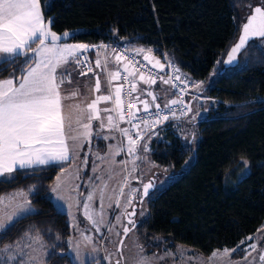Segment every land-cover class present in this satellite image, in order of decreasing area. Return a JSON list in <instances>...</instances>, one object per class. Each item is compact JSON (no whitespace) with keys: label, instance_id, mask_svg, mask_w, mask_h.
I'll return each mask as SVG.
<instances>
[{"label":"trees","instance_id":"1","mask_svg":"<svg viewBox=\"0 0 264 264\" xmlns=\"http://www.w3.org/2000/svg\"><path fill=\"white\" fill-rule=\"evenodd\" d=\"M49 3L50 9L45 6ZM252 3L41 0L51 30L75 35L67 42L144 45L152 47L157 57L163 45L182 73L202 82V95L218 100L205 119L192 124L191 140L174 129L185 118L154 129L158 135L150 142L149 160L176 178L151 190L147 217L135 226L136 239L147 252H156L165 243L170 249L182 245L209 256L215 250L236 248L264 223V41H249L251 46L240 52L234 64L226 63L252 14ZM91 57L94 62L96 54ZM23 59L11 67L1 62L6 70L0 72V79L19 78ZM242 159L248 161L250 173L228 186L225 177ZM61 168L54 164L43 170L23 169L13 173L10 181L0 182V197L23 191L34 209L0 238V248L32 232L50 252L48 264H74L68 253V216L50 198ZM243 255L240 250L232 254L233 258Z\"/></svg>","mask_w":264,"mask_h":264},{"label":"snow or ice","instance_id":"2","mask_svg":"<svg viewBox=\"0 0 264 264\" xmlns=\"http://www.w3.org/2000/svg\"><path fill=\"white\" fill-rule=\"evenodd\" d=\"M45 6L50 9L52 5L49 3ZM250 7L252 6L250 5ZM51 24V20L45 21L44 19L41 0H0V56L6 58L5 63L9 67L14 66L21 57L24 58L23 64L19 69L21 73L19 78L9 76L6 79H0V182L10 181L13 179L12 174L19 170H43L41 166L61 165V174L56 177L55 185L51 188V192L54 193L51 198L61 201L65 199L62 185H65L67 179L65 177L66 165L73 163L77 158L76 150L80 146L81 140L91 142L93 136L91 121L93 119L100 121L98 126L100 129L105 127L109 129L115 128L127 138V152L134 157L131 163L133 164L132 171H135V160L141 159V157L136 156L137 146L140 144V140L143 139V135L156 125L162 124L169 119L168 115H163L161 119V114L164 110H168L172 118H177L171 106L178 103L183 104V99L171 100L161 108V105L156 103L158 96L151 90L145 93L144 89H139L140 94L132 96L133 93L138 91L137 83L135 79H129L131 85L129 95L132 96V102L137 105L142 104L143 108L137 107L128 115L127 119L121 101L122 87H116L114 94H101L91 101H88L87 96H82L79 102L65 104V100L81 95V85L80 81H76L73 88L64 89L62 87L65 83L73 84L72 73L63 66L70 62L77 66L83 65L79 73L82 76L88 75L89 72H94L90 62L87 61V57L81 58L82 54L88 51L90 46L87 44L67 43L66 41L69 39H75V35L69 32H64L62 36L58 35L51 30ZM241 31L242 34L238 43L231 48L228 54L226 61L228 64H233L240 52L251 46L249 41L255 39L264 41V0H261L260 5L253 7L252 14L247 17ZM96 47L103 49L106 46L99 45ZM150 51L148 50V52ZM113 52L116 53V50L113 49ZM136 53L142 54L145 53V50L136 49ZM122 59H127L128 64L133 65L134 70H130L128 64L123 65V70L127 72L128 77H135L136 72H139V69L135 68V62L125 54L116 53L114 55L117 65H120ZM144 59L148 60L149 56L145 55ZM157 66H159L161 71L164 69V65L159 60H155V63H153V67ZM168 66H172L171 62H169ZM95 67L106 73L109 85H111L112 80L120 78L119 67L116 70L109 69L107 57L102 61L99 52L95 60ZM58 68L62 70L58 72ZM5 70L3 66H0V72ZM176 71L179 70L176 69ZM139 79L149 86L156 84L155 74H149L145 78L144 74L141 73ZM159 79L164 84H170L173 77L170 76L168 79L160 77ZM174 79L180 80V76L177 75ZM95 80L94 91L99 93L101 91L100 76L95 75ZM201 84L202 82L193 86L199 90ZM172 87L175 88L176 85L172 84ZM145 94L151 97V101L141 98ZM113 95V108H98L101 102L113 99ZM153 106L156 109L153 113L154 120L149 121L137 116V112L143 111L147 113ZM184 108L187 111H191L187 104H184ZM101 111L107 113L116 111L120 122L131 124L133 129L138 130L136 133L137 138H133L128 128H120L119 123L116 122L111 114L101 118L99 114ZM73 113H75V119H73ZM182 114L186 115L187 112H182ZM105 119L107 120V125L104 123ZM192 119L194 120L195 116ZM137 120H139L138 123H133V121ZM140 123L145 126L143 132L139 131ZM108 138L107 136L103 137V139ZM122 150V148L117 147L112 151V155H119ZM141 150L143 152L148 151L147 142L144 143ZM97 159L105 160L106 157L98 156ZM83 163L87 165V159H84ZM111 163L116 164L117 162L112 160ZM120 163L126 164L128 162ZM96 171L97 168H93V172ZM125 171H127L126 168ZM71 175L72 173H69V176ZM75 178L79 179V176L77 175ZM111 178L109 176V179ZM97 179H101V177H97ZM79 187V185H72L75 191H78ZM107 187V182L102 180L100 189L101 209L104 207L103 188ZM125 187H130L127 176H124L121 181L120 196L125 195ZM154 188L155 183L151 180L143 184L142 197L150 199V190ZM137 191L139 189H132L129 195L134 199ZM17 195L24 196V193L15 194L11 197H0V238L6 236L8 231L15 226V223L22 218H26V215L33 211L30 207L31 202L27 198L22 203L16 202L12 210L7 211L12 201L16 200ZM95 195V190L89 192L82 203V208L85 219L91 223L96 231H100V225L104 223V218L102 211L99 213L93 211L92 202ZM114 202L117 208L121 207L119 198H116ZM139 202L141 204L144 203L143 199ZM76 205L78 207L81 206V202L77 200ZM108 206L111 207L112 205L109 204ZM71 207L72 205L69 204V208ZM129 207L133 208L132 212L127 211ZM122 214L127 216L128 224L134 227L136 221L131 219V217L135 216L136 212L131 199L125 202ZM140 215L143 216V212ZM97 216L100 218L97 219ZM116 220L119 223L120 217L117 216ZM113 227H109L110 232L113 231ZM131 230L129 227L124 226V236H127ZM117 235H120V233H117ZM84 239L88 240L90 238L85 237ZM248 239L251 240L252 238L248 237ZM29 240L41 245L39 256L32 254L36 250L33 248V244L28 242ZM68 243L71 248L72 242L69 241ZM243 243L244 241H241V244ZM120 246L123 247V240L120 241ZM138 247L139 252L133 259V264H149L147 258L142 255L143 247ZM247 248L256 251L257 245L252 243L247 245ZM247 248L244 251H247ZM26 249H31L32 251H26ZM238 250H240L239 245L231 250L225 248L222 252L220 250L214 251L209 258L208 264H214L216 260H222L224 257L230 258L232 252ZM72 251L79 257V245L73 248ZM116 254H119V250ZM248 255H251V252H248ZM183 256L184 253L180 252L181 259H183ZM49 257L50 252L43 244L42 238L38 235H31L27 231L13 243L0 248V264H48ZM121 259H123V256H121ZM244 259H247V256ZM259 262L264 264V254L259 255ZM116 264H120V260H117ZM200 264H205V262L201 260ZM228 264H231L230 259Z\"/></svg>","mask_w":264,"mask_h":264},{"label":"rangeland","instance_id":"3","mask_svg":"<svg viewBox=\"0 0 264 264\" xmlns=\"http://www.w3.org/2000/svg\"><path fill=\"white\" fill-rule=\"evenodd\" d=\"M260 0H253V5H258ZM46 21V20H45ZM72 33V32H69ZM63 35V34H58ZM117 45H121L116 43ZM100 51V50H99ZM155 51V50H154ZM101 53V51H100ZM117 53V52H116ZM112 48H108L105 50L104 57L102 54L100 55L101 60L105 59V55L108 59V68L113 69L111 63L114 60V55ZM109 55V56H108ZM156 56V54H155ZM170 56V55H169ZM97 58V55H96ZM95 58V60H96ZM160 59V57L158 56ZM173 59L172 57H170ZM95 60L93 62L94 72L91 74L99 75L101 82V91L99 93L94 91L95 82L84 85L83 89H80L81 95L76 96L74 98L65 100V104H73L75 102H79L82 99V96H87L88 101L94 100L96 96L101 95L103 93V84L101 81L105 79V82L108 81V77L106 73L102 72L101 69H97L95 67ZM161 60V59H160ZM174 60V59H173ZM162 61V60H161ZM128 63V62H127ZM65 66V65H64ZM63 66V67H64ZM112 67V68H111ZM129 67V64H128ZM69 71V65L66 67ZM62 70V69H61ZM74 70L77 71L78 75L80 73V67L74 64ZM114 70V69H113ZM181 71V70H180ZM182 76L185 78H189L188 75L182 73ZM90 74L82 77H88ZM137 84L141 81L140 79L135 80ZM113 85H116V80H112ZM145 84V83H144ZM194 84L195 81H194ZM193 84V85H194ZM146 85V84H145ZM64 89L68 87L63 86ZM81 88V87H80ZM89 95V96H88ZM107 95V94H105ZM171 100V99H170ZM173 100V99H172ZM177 100V99H176ZM191 103V112L185 118V122H183V137H189L191 140L193 138V129H188L187 127H193L192 124L194 122H199L202 119H205L207 111L215 106L217 102L214 99H207L206 96H202L201 99ZM111 108V103L101 102L98 108ZM83 106V105H82ZM101 118L106 117L109 113L102 111L99 113ZM113 114V112H112ZM195 116L193 120L192 117ZM73 119H75V113H73ZM95 120V119H93ZM91 121L92 124V132L93 136L91 138V142L89 143L86 140L80 141V146L77 148V158L71 164L66 165L65 177L66 183L62 185L63 195L65 197L64 200L57 201L56 199H52L54 193L51 192V188L54 187L55 182L50 187V198L53 200L57 209L61 212H64L68 216V220L71 226V236L68 239V242H72V247H69L68 253L70 254L72 261L74 264H116L117 260H120V264H133V259L136 257V254L139 252V243L135 236V226L144 218L147 217L148 214V201H146L147 197H142V185L148 183L150 180L155 183V188L161 189L171 181H173L176 177L166 173L165 170L158 169L152 162L149 160L148 152L150 150V142L152 138L146 139L141 143V148H137L136 156L141 157V159L135 160V171H132L133 164L131 161L134 157L127 152L128 141L125 136L121 133L119 134L115 128L109 129L105 127L100 129L98 126L100 124L99 120ZM86 122V121H85ZM99 122V123H98ZM105 125H107V120L105 119ZM175 131L177 135H180L182 130L180 123L177 121L176 125H174ZM189 130V131H188ZM143 131V130H141ZM99 133V135H97ZM134 138L136 133L131 134ZM104 136L109 137L108 139H103ZM121 136V138H120ZM181 136V135H180ZM147 142L148 151L143 152L142 146ZM117 147L122 148L123 150L119 155H112V151H114ZM106 157L105 160L97 159V157ZM87 159L88 163L85 165L83 160ZM115 160L117 163L112 164L111 161ZM120 162H128L126 164ZM61 166V165H59ZM79 166V167H78ZM78 167V170H77ZM93 168H97L96 172H93ZM125 168L127 171H125ZM69 173H72L69 176ZM129 173H131L129 175ZM250 173V166L246 159H242L240 165L237 166L233 171L228 173L225 177V184L228 186L234 185L238 181L242 180ZM61 174V172H60ZM59 174V175H60ZM79 176V179H76V176ZM109 176L112 178L109 179ZM124 176L128 177V184L130 187L124 188V196L119 195V188L121 186V181ZM97 177H101V179H97ZM102 180L107 182L108 187L103 188V209H101V200H100V189L102 187ZM72 185H79V190L75 191L72 188ZM139 189L135 193V202L133 205L135 206L136 215L131 217L134 221H136L135 226L128 224V218L126 215L122 214L123 206L125 202L128 200L129 190L130 189ZM95 190V198L92 202L93 211L99 213L103 212L104 223L100 225V231H96V229L89 223L88 220L85 219L83 215L82 203L85 201L89 192ZM115 190V191H113ZM151 192V191H150ZM24 193V196H16V200L12 201L11 206L7 209V211H11L12 207L15 206L16 202H23L25 198L28 201L29 198L27 194L23 191L17 190L12 192L6 197H11L15 194ZM111 197V199H110ZM119 198L121 207L117 208L115 205V199ZM143 199L144 203L141 204L139 201ZM79 200L81 202V206L76 205V201ZM69 204L72 205L69 208ZM112 206L109 207L108 205ZM30 207L33 209L31 203ZM128 212H132L133 208L129 207L127 209ZM34 212V209L31 213ZM141 212H143V216H141ZM30 214V213H29ZM120 217V222L117 223L116 217ZM97 219L100 217L97 216ZM114 226V227H113ZM127 226L132 229L127 236L123 234V227ZM109 227H113V231H109ZM120 233V235H117ZM31 235L33 234L30 232ZM39 236V235H38ZM40 237V236H39ZM88 237L90 239L85 240L84 238ZM252 239L249 240L246 238L243 244L240 243V251L244 253V255L240 258H233L232 252L231 257H224L222 260L218 259L214 262V264H228L229 259L231 260V264H262L259 262V255L264 254V223L258 229L257 233L250 236ZM123 240V247L120 246V241ZM43 241V239H42ZM28 242L33 244V248L36 250L32 252L34 256H39L41 253V245L35 243L34 241L29 240ZM256 243L257 249L253 251L250 248H247V245ZM43 244L45 245L44 241ZM69 244V243H68ZM79 245V257L76 256V253L72 251ZM46 246V245H45ZM247 248V251L244 249ZM47 249V248H46ZM225 249V248H224ZM230 249L231 248H227ZM233 249V248H232ZM119 250V254H116ZM223 250V249H222ZM222 250H220L222 252ZM26 251H32L31 249H26ZM217 251V250H215ZM180 252L184 253L183 259L180 258ZM248 252H251V255H248ZM142 255L147 258L149 264H200V261H204L205 264H208L209 256L203 255L200 252L186 247V246H178L176 249H170L167 247V244L163 243L162 246L156 252H147L143 249ZM123 256V259H121ZM247 256V259L244 257ZM200 258V259H197Z\"/></svg>","mask_w":264,"mask_h":264},{"label":"built area","instance_id":"4","mask_svg":"<svg viewBox=\"0 0 264 264\" xmlns=\"http://www.w3.org/2000/svg\"><path fill=\"white\" fill-rule=\"evenodd\" d=\"M99 45H105L106 46L103 49H99L101 51V54L103 57H104L105 50L108 48H112V49H115L117 53L125 54V55H127V57L132 59L135 62V68L139 69V72H136L135 75H140L142 73V74H144L145 78H147L149 76V74H155L156 82L160 80L159 79L160 77H164L165 79H168V77H170V76L173 77V80L169 84V86L171 87V89L175 93L177 100H179L181 98L183 99V104L178 103L176 105L171 106L172 110L175 111L176 116H177V118H175V119L185 118L189 114L190 111H187V109L184 108V104H187L189 106V100L190 99H192V100L193 99H201L202 96H200L199 94H197L196 92L193 91L194 82L192 81V79L185 78L184 76H182L178 64L175 62V60L170 58L168 51L166 50V48L163 45H162L161 54L159 55L160 59L162 60L163 65H164V69L162 71L160 70L159 67H153V64H151L148 60L144 59L145 55H155L156 54L152 47H148V46H144V45H127V46L126 45H117L115 42H112V41L102 42ZM136 49H144L145 53L137 54ZM148 50H151V51L148 52ZM83 57H87V61L90 62L91 67L94 69V65L92 62L91 55H90V50L84 52L82 54L81 58L83 59ZM123 60H126L128 62L127 59H123ZM169 62H171V65H172L171 67L168 66ZM129 66L132 70H134L132 64H129ZM79 67L81 70L83 68V65H79ZM176 69H178L179 71H176ZM91 73L92 72H89L88 74H91ZM120 73H121V75H120V78L118 79V86L122 87L121 101H122V107L125 110L124 114H125V117L127 119L128 115L137 108V104L132 102V96H135V93H133L132 96L129 95V90L131 87V85L129 83V79H133L134 77L133 78L128 77L127 72H125L124 70H121ZM177 75L180 76V80L174 79V77ZM172 84H175L176 87L173 88ZM110 93L114 94V91L111 87H110ZM207 99H209V98H207ZM111 102H112V106L114 107V95H113V99H111ZM163 107H161V108H163ZM155 111H156L155 108H150L149 112H147V113H145L143 111H139V112H137V116L143 117L146 120L152 121L155 119V117L153 115V113ZM182 112H187V114L184 115V114H182ZM163 115L169 116V119L164 121V123L169 121V120L174 119V118H172L171 113L168 110H164V112H162L161 119L163 118ZM114 116H115L116 122L119 123L120 128L123 124H127V125H129V127L132 130H137V129H133L131 124H128L126 122H120L118 119L116 111H114ZM138 122H139V120L133 121V123H138ZM159 125H161V124H159ZM143 126H144V124L140 123V128ZM120 138H121V136H120Z\"/></svg>","mask_w":264,"mask_h":264},{"label":"crops","instance_id":"5","mask_svg":"<svg viewBox=\"0 0 264 264\" xmlns=\"http://www.w3.org/2000/svg\"><path fill=\"white\" fill-rule=\"evenodd\" d=\"M67 42V41H66ZM67 43H69V42H67ZM72 44H80V43H72ZM127 46V45H126ZM89 50H90V54H91V56H92V53H94V54H98V52H99V54L101 55V53H100V51H99V49L96 47V46H90V48H89ZM109 56V55H108ZM149 56V59H148V61L151 63V64H153V63H155V60H159L160 62H161V64H163L162 63V61L157 57V56H155V55H148ZM105 57H106V55H105ZM6 60V58L5 57H2V56H0V63L1 62H4ZM124 64H128L127 63V61L126 60H123L122 59V61L120 62V65H117L116 64V62H113L112 61V63H111V65H112V67H113V69L114 70H116L118 67H119V70L121 71V70H123V65ZM67 65H69V71L72 73V80H73V84H68V83H65L64 85H65V87H68L67 89H70V88H73L74 87V85L76 84V81H80V89H83L82 87H84V85H86V83L87 84H90V83H92V82H94L95 81V75H93V78L92 79H90L89 77H82V76H80V75H78V73H77V71H75L74 70V64L73 63H69V64H67ZM67 65H65L64 67H66ZM111 67V68H112ZM157 67H159V66H157ZM112 69V70H113ZM129 69L130 70H132L131 68H130V66H129ZM57 71L59 72V71H61V69L60 68H58L57 69ZM139 76L140 75H135V77L133 78V79H135V80H137V79H139ZM116 80V85H113L114 84V82L112 83L111 82V85H109L108 84V81H106L105 82V79L103 78L102 79V77H101V81H102V84H103V87H104V89H103V93L102 94H104V90H106V93H107V95L110 93V87L113 89V91H114V89L116 88V87H119L118 86V79H115ZM192 81L194 82L195 81V83H201L200 81H197V80H194V79H192ZM63 85V86H64ZM62 86V87H63ZM105 87H107V88H105ZM194 87V86H193ZM202 87H203V84H201V88L199 89V90H197L195 87H194V91L195 92H197V93H200V94H202ZM137 89H138V91L135 93V95H139L140 94V92H139V89H144L145 90V93L148 91V90H151V91H153V93L155 94V95H157L158 96V99H157V101H156V103H159L160 105H161V107H163L164 106V104L165 103H167V102H170L172 99L174 100H176V96L174 95V93H173V90L171 89V87L169 86V84H164L161 80H159V81H157L156 82V84H154V85H151V86H149L148 84H144V82L143 81H141L139 84H137ZM89 96V95H88ZM142 99H148L149 101H151V97H148L146 94L144 95V96H142L141 97ZM171 99V100H170ZM93 100V99H92ZM109 102L111 103V108H113V106H112V102H111V100H109ZM195 101H193L192 102V105H193V103H194ZM196 103H198V101H196ZM99 107V106H98ZM137 107H139V108H143V105L141 104V105H137ZM105 108V107H104ZM104 108H102V109H104ZM108 108H110L109 107V105H108ZM151 108H155L154 106L153 107H151ZM101 109V108H100ZM103 112V111H102ZM103 113H105V112H103ZM109 114H111L113 117H114V119H115V116H114V111H113V114H112V112L111 113H109ZM93 121H95V120H93ZM104 122H105V120H104ZM99 123V122H98ZM196 122H194L193 124H195ZM176 125V124H175ZM180 125H181V130H182V132H181V136H182V134H183V131H184V129H183V125H182V123H180ZM193 126V125H192ZM144 127L145 126H143V127H141L140 129H139V131H141V130H144ZM156 127V126H155ZM155 127L152 129V130H149V131H147V133L146 134H144L143 135V139H141L140 140V144L137 146V148L139 149V148H141V143L143 142V141H145L146 139H150V138H154V137H156L157 135H158V132H157V130H154L155 129ZM121 128H128L129 130H130V134H134V133H137V131L138 130H132L130 127H129V125H127V124H123L122 126H121ZM189 130L190 129H192V127L191 128H189V127H187ZM175 129V128H174ZM188 130V131H189ZM118 133H119V131H117ZM141 132H143V131H141ZM153 133H156V134H153ZM120 134V133H119ZM179 135V136H180ZM135 138H137L136 137V135L134 136V139ZM41 167H45V166H41ZM133 189V188H132ZM132 189H130L129 190V193L132 191ZM14 192V191H13ZM12 193V192H11ZM10 193V194H11ZM8 196V195H7ZM6 197V196H5ZM129 199H131L132 200V202L134 203L135 202V198L133 199V197L130 195V196H128V200Z\"/></svg>","mask_w":264,"mask_h":264},{"label":"water","instance_id":"6","mask_svg":"<svg viewBox=\"0 0 264 264\" xmlns=\"http://www.w3.org/2000/svg\"><path fill=\"white\" fill-rule=\"evenodd\" d=\"M241 34H242V31H241ZM239 41V40H238ZM234 64V63H233ZM151 191V190H150ZM144 198V197H143Z\"/></svg>","mask_w":264,"mask_h":264}]
</instances>
